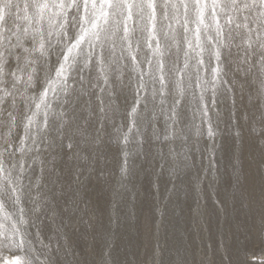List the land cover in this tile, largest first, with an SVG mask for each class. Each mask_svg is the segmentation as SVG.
<instances>
[{"label": "snow or ice", "instance_id": "snow-or-ice-1", "mask_svg": "<svg viewBox=\"0 0 264 264\" xmlns=\"http://www.w3.org/2000/svg\"><path fill=\"white\" fill-rule=\"evenodd\" d=\"M234 29L241 44L233 43ZM234 57L239 61L235 70L242 74L240 99L247 96L246 107L240 109L236 107L235 74L231 80L223 79L229 75ZM245 84L249 88L256 85L255 96L253 91H246ZM220 85L227 87L221 92ZM57 86L63 93L59 110L48 100L49 92L55 94ZM190 89L200 119L192 144L185 131ZM128 92L131 103H127ZM229 94L231 106L222 116L216 110L219 96ZM121 97L125 100L123 110L118 103ZM33 106L35 111H31ZM118 114L122 116L119 126L114 123ZM37 116L41 118L34 119ZM161 118L163 133L158 127ZM0 125L6 130L0 134V236L8 240L10 228L12 237H19L15 241L18 251L32 245L23 226H34L37 238L42 234L40 225L45 215L56 226V198L65 194L72 211L85 217L84 223L92 229L97 209L88 197L87 184L96 171L97 154L102 156L108 146L104 137L112 138L110 125L117 132L127 128L123 132L125 144L129 135L139 137L137 154L159 158L161 169L171 180L168 195L177 190L184 199L193 195L192 222L203 224L208 211L205 181L221 211L224 201L217 189L226 185L229 199L237 200L245 179V133L264 151V0H0ZM205 135L211 143L202 147L200 137ZM177 140L182 141L179 146ZM28 141L31 144L26 148ZM193 152L201 159L206 155L208 164L202 168L203 175L194 178L190 193L186 185L176 181L196 167ZM225 154L230 159L226 174L217 159ZM124 155L125 166L112 182L109 223L113 230L105 234L103 250L93 261L73 258L65 264H128L113 255L114 228L121 219L118 207L125 194L130 201L127 215L136 219V193L125 179L133 175L135 165L128 164V152ZM25 157L39 163L38 175ZM73 161L77 163L73 165ZM84 166L88 175L81 180ZM105 176L103 170L97 173L98 178ZM57 185L58 192L53 193L50 186ZM152 187L158 194L159 183L154 181ZM154 212L156 220L148 229L154 226L158 232L165 211L157 206ZM260 223L264 235V204ZM40 244L47 251L41 254L37 249L28 264H56L55 257L49 259L52 246L43 240ZM56 247L59 249V244ZM219 247V261L209 256L197 264H264V258L256 261L253 255L249 259V253L239 248L229 253L223 241ZM66 251L72 255L70 248ZM0 264L24 261L15 255L0 259ZM136 264L189 261L181 252L165 260L157 243Z\"/></svg>", "mask_w": 264, "mask_h": 264}, {"label": "rangeland", "instance_id": "rangeland-1", "mask_svg": "<svg viewBox=\"0 0 264 264\" xmlns=\"http://www.w3.org/2000/svg\"><path fill=\"white\" fill-rule=\"evenodd\" d=\"M20 23L23 24L24 22L20 21ZM221 23H223V20ZM173 27L179 32L178 25L174 24ZM232 35L236 37L233 41L234 44L242 43L240 36L237 35V30L234 29ZM232 51L236 53L238 50L233 47ZM173 52H175V49H173ZM240 54L242 55L243 53ZM180 55L182 63L183 54L181 53ZM233 59L234 62L230 66L229 75L223 77V79L231 80L233 74H235V79L237 80L235 86L236 107L240 109L246 107L247 96L245 95L244 100L240 102L237 90L240 89L242 74L238 71L239 75L236 73L235 66L239 61L235 57ZM192 63L194 64V61ZM189 71L194 72L195 69L190 68ZM73 75L75 76V73ZM201 75H204L203 72ZM249 79H251V76H249ZM69 85L73 86L71 81H69ZM225 87L227 85H220V91L222 92ZM255 87L256 85H252L249 88V85L245 84V89L253 91L254 96ZM57 88L58 90L55 94L49 92L48 100L54 109L59 110L58 105L62 103L63 93L59 91V86ZM195 91L198 96L199 90ZM210 91L209 88V96ZM28 95H32V93L29 92ZM131 99V93L128 92L127 103H131ZM118 103H120L123 110L125 105L124 97H121ZM209 106L211 107L210 100ZM230 106V94L229 96H219V104L216 110L220 111L222 116L226 115ZM20 107L23 108L24 105L21 103ZM149 107H151V104H149ZM196 107V100L193 99L192 90L190 89L186 106L188 126L185 129L191 137L189 144L196 140V126L200 124L199 114L195 112ZM31 111H35L34 106ZM31 111L28 112L29 115H31ZM194 113L195 119L193 120L192 116ZM40 118L41 116H37L34 119L39 120ZM121 122L122 116L118 114L114 119V123L119 126ZM124 122L126 123V121ZM158 127L163 133V118H161ZM223 127L224 125L221 124V128ZM35 130L36 126L34 125L33 131ZM5 131L3 126L0 125V134ZM108 131L111 133L112 138L109 140L108 136L104 137L108 146L104 148L102 156H100V153L97 154L94 164L96 171L91 174V179L87 184L88 197L97 209V220L92 229H89L84 223L85 217L80 216L79 212L72 211V207L68 203V195L65 194L56 198V209L59 212V216L56 217V226H53L47 215H45L43 224L40 225L42 234L39 238L36 237V228L34 226H23L26 239L31 241L32 245H25L19 251L15 246V241L19 237L13 238L9 228L8 240L0 236V259L20 255L23 257L24 264H28L36 255L37 249L41 254L47 251L40 244V241L43 240L45 244L48 243L52 246V253L49 259L51 260L52 257H55L56 264H65V262H70L73 258L93 261L94 257L103 250L106 241L105 234L113 230V225L109 223L110 192L112 182L120 177V169L125 166V151L129 154L127 157L128 164L135 165L133 175L131 177L125 176V179L129 180V187L136 193V219L131 220L127 215V206L130 201L128 200V194H125L124 201L118 207L121 219L119 225L114 228L115 247L113 248V255L119 261L136 264L137 261L143 260L157 243L164 253L165 260L173 259L177 252H181L186 256L189 264H197L203 257L209 256L219 261L222 255V250L219 247L221 241L224 243V250L229 253L239 248L249 253V259L253 255L256 261L264 258V235L261 233L260 223V210L262 204H264V151L260 150L255 138H249L247 133H245V143L243 145L245 179L236 202H232L229 199L230 189L226 185L222 189H217L219 198L224 201V210L221 211L213 203L212 190L208 188L207 181H205L204 195L208 211L203 224L199 222L193 224L191 215V207L194 203L193 195H189L188 199H184L182 191L177 190L169 196L171 180L167 172L161 169L162 162L159 158L153 159L151 156L144 157L143 154H137L138 145L136 141L139 139L138 136L129 135V140L125 144L123 132L127 131L126 127L121 132H117L110 125ZM147 132L150 135L151 130L148 129ZM175 143L179 146L182 141L177 140ZM200 143L203 147L211 142L208 141L205 135L200 137ZM30 144L31 141H28L26 148ZM144 147L147 149L148 145L145 144ZM33 154L29 153L28 156ZM193 157L198 161L196 167L186 170L185 174L176 181L177 185H186L190 193L195 179H199L203 175L202 168L208 164L206 155L201 159L198 153L193 152ZM25 159L28 166L35 169L38 175L39 163H34L28 157H25ZM217 159L226 174L230 164L228 154H225L223 158L218 155ZM76 163V161L72 162L73 165ZM59 166L64 167V164L60 163ZM84 167L85 172L82 173L81 180L88 175L86 172L87 166ZM101 170L106 174L104 178L97 177V173ZM154 181L160 185L158 194L152 187ZM50 187L53 193L58 192V185ZM201 203H204V201H201ZM157 206L163 207L165 211L164 220L161 222L158 232L154 226L149 231V223L154 225L156 220L154 208ZM157 218L159 219V217ZM60 228H62V232L59 230ZM57 244H59V249L56 247ZM209 245H211V248H209ZM66 248L71 249V256L67 254ZM61 256L63 259H61ZM40 259L43 260L44 257L41 256ZM36 264H39V262H36Z\"/></svg>", "mask_w": 264, "mask_h": 264}, {"label": "bare ground", "instance_id": "bare-ground-1", "mask_svg": "<svg viewBox=\"0 0 264 264\" xmlns=\"http://www.w3.org/2000/svg\"><path fill=\"white\" fill-rule=\"evenodd\" d=\"M241 42V41H240ZM236 73L239 75V73L236 71ZM240 88V87H239ZM238 91V93H239V97L241 96V93H240V89L239 90H237ZM247 91V90H246ZM240 99V98H239ZM240 102H241V99H240ZM264 200V199H263ZM260 212H261V210H260ZM8 257V256H7ZM9 259L11 258V257H8Z\"/></svg>", "mask_w": 264, "mask_h": 264}]
</instances>
